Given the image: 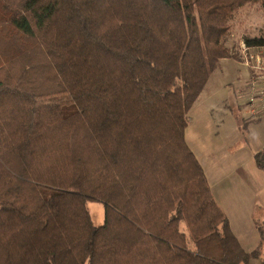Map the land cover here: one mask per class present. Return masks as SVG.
Wrapping results in <instances>:
<instances>
[{
	"label": "trees",
	"instance_id": "16d2710c",
	"mask_svg": "<svg viewBox=\"0 0 264 264\" xmlns=\"http://www.w3.org/2000/svg\"><path fill=\"white\" fill-rule=\"evenodd\" d=\"M250 2L264 13V0H0V264L260 257L185 141L210 74L238 58L225 40ZM244 44L263 47L264 28ZM254 161L264 172V147Z\"/></svg>",
	"mask_w": 264,
	"mask_h": 264
},
{
	"label": "rangeland",
	"instance_id": "374dc122",
	"mask_svg": "<svg viewBox=\"0 0 264 264\" xmlns=\"http://www.w3.org/2000/svg\"><path fill=\"white\" fill-rule=\"evenodd\" d=\"M263 28L264 13L258 2L246 3L235 10L230 21L225 45L233 53H236L238 58L220 60L219 66L210 74L208 81L189 109L187 114L188 123L185 128V141L204 166L208 179L213 186H215L211 177L213 170H226V167L231 169L232 166L237 165L239 157H241L243 168L249 173L248 178L244 182L247 187V193H250V198L247 197L244 191L235 190L233 192L228 191L227 200H225V193H222L219 187H214V190L217 197H222L226 201L227 208L231 212L233 229L235 232L240 230L241 235L239 233L236 234L240 236L242 246L247 250L259 247L261 255L259 258L251 260V264H261V260L264 259V240L262 241L257 237L250 239L252 241L246 242L242 237V233H244V236L245 234L249 236V232L254 227L261 225L259 224L261 221H264V208L257 200V196L260 195L258 189L260 185L262 186L261 194L264 197V173L256 168L253 159L254 153L264 146V109L261 110L264 107V101L263 104L254 103L252 107L256 108V112L254 115L250 113V106L247 103V99H250V97H245L248 92L246 94L238 92L236 78L242 66L243 71L247 75V70L250 69L245 64L244 56L248 51H245L244 38L260 36ZM250 51L251 53H258L261 63H264V46L253 47ZM237 62L242 63L239 65ZM263 72L258 71L254 74V81L258 91L263 89ZM237 103L244 104L241 107L244 110L243 117L246 118V121L242 122L244 124L238 127V135L236 134L229 139H225V137L222 139L223 136L221 134L217 136L218 138L211 136V130L216 125V122L218 124L223 120L224 124L227 125V120L223 117V113L210 111V106L218 104L220 108L225 109L224 112L226 113L231 108V104L236 105ZM233 114L237 115L236 111ZM247 204L250 206V221L245 220ZM86 206L93 223L95 225L103 224V204L96 200H87ZM182 229H184V225H182Z\"/></svg>",
	"mask_w": 264,
	"mask_h": 264
},
{
	"label": "crops",
	"instance_id": "0c3cea01",
	"mask_svg": "<svg viewBox=\"0 0 264 264\" xmlns=\"http://www.w3.org/2000/svg\"><path fill=\"white\" fill-rule=\"evenodd\" d=\"M237 63L240 65L242 62H237ZM241 68L242 69L239 71L238 77L236 78V83H238V92L240 94H246L248 92V94L245 97L249 98L250 94L252 92L251 91V83L255 79L254 78L255 72H258V71L248 69L247 70L248 75H247L243 71V66ZM247 100H248L247 103L249 105V99H247ZM263 101H264V98H263ZM260 104H263V102ZM231 105H232L231 108L226 113L224 112L225 109L220 108V106L218 104L210 106V111H215V112L219 111V112L223 113L224 114L223 117L227 120L226 121L227 125L224 124L225 122H223V120L220 121L218 124L216 122V125L211 130V133H210L211 136L217 137L221 134V136H223L222 139H224V137H225V139H229L232 136H235L236 134L238 135V132H237V131H239L238 127L242 126L244 124V123H242L243 121L244 122L246 121L245 120L246 118L243 117V111H244L242 109L243 107H241L244 104L237 103L236 105L235 104H231ZM263 109H264V107L261 108V110H263ZM235 111H236L237 115L233 114ZM234 143H236V142H234ZM253 159H254V156H253ZM201 166L203 167V170H204L207 182L209 184L211 193L213 195V198L215 199V201H216L217 205L220 207V209L227 216V218L229 220L230 229H231L232 233L234 234V236L239 241L240 245L242 246L240 236L238 234H236V233L240 234V230H236V232H235L233 229L232 216H231V212H229V210L227 208V203H226V201L223 200L222 197H217V195H215V190H214V187H219L221 189V192L225 193V196H226L225 200H227L228 191L233 192L235 190L244 191L247 194V197L250 198V196H249L250 193L249 194L247 193L248 192L246 190L247 187H246V184L244 182V180L246 178H248L249 173H247L248 171L245 168H243V163L241 162V157H239L237 165L232 166L231 169L229 167H226V170H223V169L213 170V174L211 177L213 179V183L215 184V186H213L211 184V182L209 181L208 176L206 174V170H205L204 166L202 165V163H201ZM256 168H257V166H256ZM257 169H259V168H257ZM260 171H262V170H260ZM258 189H259L260 195L257 196V200L259 201L260 205L264 208V197L261 194L262 193V190H261L262 186L260 185ZM249 208H250V206L247 204V210H245V213H246L245 214V220L247 219V221H250V217H251ZM252 218H253V215H252ZM259 224H264V221H261ZM255 226H256V224H255ZM255 228H257V229H255ZM242 234H243L242 237L246 242L252 241L250 239H255L257 237L260 238L258 226L254 227L253 230H251V232H249V236H247V234H245V236H244V233H242ZM253 234H254V236H253ZM242 248L246 251L253 250L252 248L247 250L243 246H242ZM251 260H253V259H251ZM251 260H250V264L252 262Z\"/></svg>",
	"mask_w": 264,
	"mask_h": 264
},
{
	"label": "built area",
	"instance_id": "2783aa9c",
	"mask_svg": "<svg viewBox=\"0 0 264 264\" xmlns=\"http://www.w3.org/2000/svg\"><path fill=\"white\" fill-rule=\"evenodd\" d=\"M253 47H246L245 51H248L245 54V64L252 70L254 71H264V63H261V59L258 55V53H251L250 49ZM256 48V47H255ZM264 73V72H263ZM255 81L253 80L251 83V94H250V99H249V106H250V113L254 115L256 112V108L252 107L254 103L259 104L263 102L264 98V85L263 89L261 91H258ZM256 97V98H255ZM255 98V99H254Z\"/></svg>",
	"mask_w": 264,
	"mask_h": 264
}]
</instances>
